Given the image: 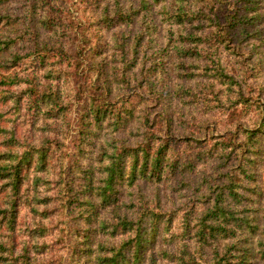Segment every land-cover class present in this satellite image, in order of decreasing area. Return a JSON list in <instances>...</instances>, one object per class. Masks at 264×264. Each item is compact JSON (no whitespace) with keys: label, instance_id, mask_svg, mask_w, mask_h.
<instances>
[{"label":"trees","instance_id":"obj_1","mask_svg":"<svg viewBox=\"0 0 264 264\" xmlns=\"http://www.w3.org/2000/svg\"><path fill=\"white\" fill-rule=\"evenodd\" d=\"M0 264H264V0H0Z\"/></svg>","mask_w":264,"mask_h":264}]
</instances>
